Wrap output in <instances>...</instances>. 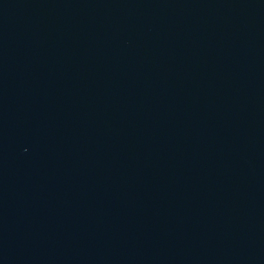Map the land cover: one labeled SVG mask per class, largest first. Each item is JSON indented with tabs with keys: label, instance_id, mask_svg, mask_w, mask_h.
Instances as JSON below:
<instances>
[{
	"label": "water",
	"instance_id": "1",
	"mask_svg": "<svg viewBox=\"0 0 264 264\" xmlns=\"http://www.w3.org/2000/svg\"><path fill=\"white\" fill-rule=\"evenodd\" d=\"M0 264H264V0H0Z\"/></svg>",
	"mask_w": 264,
	"mask_h": 264
}]
</instances>
